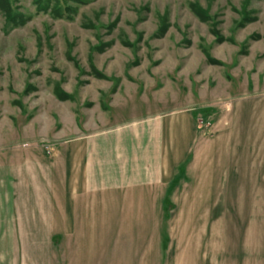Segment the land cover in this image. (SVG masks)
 <instances>
[{
  "label": "rangeland",
  "instance_id": "1",
  "mask_svg": "<svg viewBox=\"0 0 264 264\" xmlns=\"http://www.w3.org/2000/svg\"><path fill=\"white\" fill-rule=\"evenodd\" d=\"M44 1L0 0V157L182 112L199 168L178 176L211 192L206 235L264 257V0ZM119 216L105 264H177L188 247L175 207Z\"/></svg>",
  "mask_w": 264,
  "mask_h": 264
},
{
  "label": "crops",
  "instance_id": "2",
  "mask_svg": "<svg viewBox=\"0 0 264 264\" xmlns=\"http://www.w3.org/2000/svg\"><path fill=\"white\" fill-rule=\"evenodd\" d=\"M196 136L193 118L180 112L82 133L48 155H2L0 264H105L101 245L119 214L144 204L157 221L175 207L179 243L188 244L177 264H264L258 247L219 254L206 235L216 215L199 207L215 205L211 192L182 188L178 176L185 165L199 168Z\"/></svg>",
  "mask_w": 264,
  "mask_h": 264
},
{
  "label": "trees",
  "instance_id": "3",
  "mask_svg": "<svg viewBox=\"0 0 264 264\" xmlns=\"http://www.w3.org/2000/svg\"><path fill=\"white\" fill-rule=\"evenodd\" d=\"M39 1H40V3H41V2L45 3L44 0H39ZM35 3H36V1H35ZM7 6H8V2H7ZM8 12H9V7H8ZM12 19H13V18H12Z\"/></svg>",
  "mask_w": 264,
  "mask_h": 264
},
{
  "label": "built area",
  "instance_id": "4",
  "mask_svg": "<svg viewBox=\"0 0 264 264\" xmlns=\"http://www.w3.org/2000/svg\"><path fill=\"white\" fill-rule=\"evenodd\" d=\"M46 152H47V150H46ZM48 153H49V151H48Z\"/></svg>",
  "mask_w": 264,
  "mask_h": 264
}]
</instances>
